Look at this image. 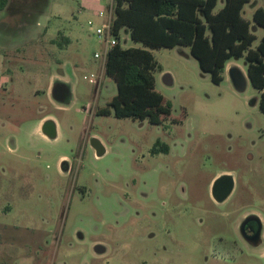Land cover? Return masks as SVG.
Returning a JSON list of instances; mask_svg holds the SVG:
<instances>
[{"label":"rangeland","instance_id":"rangeland-1","mask_svg":"<svg viewBox=\"0 0 264 264\" xmlns=\"http://www.w3.org/2000/svg\"><path fill=\"white\" fill-rule=\"evenodd\" d=\"M257 7L264 0H249L242 14L251 20ZM99 8L106 2L47 5L56 17L44 38V75L67 82L64 101L50 98L31 76L28 44L17 40L24 51L16 62L17 95L11 86L0 90V264H264V113L257 90L212 83L187 47L159 48L152 50L160 66L155 88L177 122L97 115L116 93L105 74L97 84L88 81L100 70L93 53L102 45L86 21ZM56 29L71 37L67 48ZM253 32L255 45L262 30ZM119 35L122 47H142L126 28ZM44 115L59 123L53 137L35 131ZM157 139L167 153L150 152ZM221 175L234 185L217 202L211 186ZM248 214L262 226L258 245L238 232Z\"/></svg>","mask_w":264,"mask_h":264},{"label":"trees","instance_id":"trees-1","mask_svg":"<svg viewBox=\"0 0 264 264\" xmlns=\"http://www.w3.org/2000/svg\"><path fill=\"white\" fill-rule=\"evenodd\" d=\"M9 0H0L2 10ZM249 0H224L215 10L217 0H115L113 33L124 27L133 42L142 47L115 45L107 52L104 72L111 78L116 93L96 109L97 115L146 120L160 125L171 119V102L154 85L153 72L160 66L153 49L184 46L197 61L199 69L214 84L223 80L226 62L241 57L247 62L251 85L260 92L259 110L264 113V8L257 7L252 21L263 29L258 44L249 21L241 13ZM150 152H168V145L158 139Z\"/></svg>","mask_w":264,"mask_h":264},{"label":"crops","instance_id":"crops-1","mask_svg":"<svg viewBox=\"0 0 264 264\" xmlns=\"http://www.w3.org/2000/svg\"><path fill=\"white\" fill-rule=\"evenodd\" d=\"M49 2L50 0H9L6 6L2 10H0V74H1L0 90L2 92L7 91L8 87L11 86L12 87L11 92L17 95L18 92L17 87L14 85L15 86L14 88L13 84H14V80L18 77L16 70L17 69L16 62H18L17 58L21 54L23 56L24 53L23 49L19 47L20 45L17 41L19 38H22L26 40V43L28 44L27 50L29 52L31 60L27 62V66L28 69L31 71V76L37 82L42 81V83L46 85L45 87L46 93L53 100L61 102L67 98L69 93V87L67 82L63 80L62 77L59 75H54L51 73L50 74L47 73L46 76L44 75V60L46 58L45 55H48V52L44 51L45 50L44 38L45 35H48L49 33L48 32L50 30L49 21L51 17H56V15L46 10ZM223 4H224V0H217L216 6L219 5L218 9H220L223 6ZM107 8L108 6L106 5V9ZM82 10L83 11L85 10L87 12L90 11L89 9L81 8L79 12H81ZM99 10L100 8L98 10L92 9L91 12L92 14L94 12L95 17H89L86 22H88V20H92L94 22H96L97 20L98 22H100L102 19L97 15V12ZM254 10H252L250 13L251 20L248 17H245L243 14L242 15L245 19L249 21L250 30L252 33H254L253 28H255V31H257V29L262 30V33L260 35L261 38L263 35V29L252 21V14ZM242 11L241 13H243ZM252 23H254L255 26H253ZM126 29L129 35V30L128 28ZM53 32H55V30ZM56 32H57L56 37L61 35L65 38V40L67 41V45L63 46V48H67L68 44H70L71 42V37L68 34H64L59 29H56ZM255 36L257 38L256 34ZM254 42L252 44V47H255L258 44L256 43L254 45ZM187 49L189 51L188 47ZM184 54L187 55V53ZM235 58L244 59V56L231 57L226 62L223 71V80L221 82L225 81L235 88L230 77V75H233L238 78L239 80L238 83L241 89H245L247 88L248 83H250L246 73L247 62L244 59V62L240 63ZM76 65H78V63H75L74 66ZM100 66L101 65H99V69ZM154 85H155V79H154ZM29 91L36 94L40 90L38 89V87H34L32 89H29ZM257 92L260 95V92L258 90ZM47 121L51 122V125L49 124V128L54 129L56 133L59 128V123L56 120V118L53 117L52 115L42 116L37 122L35 131L44 135L42 132V126Z\"/></svg>","mask_w":264,"mask_h":264},{"label":"built area","instance_id":"built-area-1","mask_svg":"<svg viewBox=\"0 0 264 264\" xmlns=\"http://www.w3.org/2000/svg\"><path fill=\"white\" fill-rule=\"evenodd\" d=\"M100 1L106 2V5L108 6L107 9L105 10L100 9L97 12L98 17H100L102 20L98 23L92 20H88L87 22L89 26L93 27L94 33L102 45L101 50L96 51L93 54L95 59L101 60V66H100V70L97 73L91 72L89 74L88 81L91 84H97L99 79L103 78V75L105 74L104 63L107 52L115 45L120 44V35L114 34L112 30V18H113V8H114L115 0H100Z\"/></svg>","mask_w":264,"mask_h":264},{"label":"water","instance_id":"water-1","mask_svg":"<svg viewBox=\"0 0 264 264\" xmlns=\"http://www.w3.org/2000/svg\"><path fill=\"white\" fill-rule=\"evenodd\" d=\"M230 77H231L232 83L235 86V88L240 89L241 87L238 83L239 82L238 78L233 76V75H230ZM168 80H169V76L165 75V81L167 82ZM49 124L51 125L50 121H47L44 123V125L42 126V132L47 137H53L55 135V130L49 128ZM97 153H98V151H97ZM233 185H234V182H233V178H231V176L221 175V176L217 177L211 186L212 197L218 202L224 201L230 195V193L233 189ZM249 218H254L255 220H257L259 222V228L256 232V235L252 238H249V240H248L252 245H258L261 241V238H260V234H261L260 220L257 216L250 215L247 218H245L244 221L248 220ZM244 221H243V223H244ZM240 230H241V228H240ZM94 250L98 253V252H103L104 248L99 246V245H96Z\"/></svg>","mask_w":264,"mask_h":264},{"label":"flooded vegetation","instance_id":"flooded-vegetation-1","mask_svg":"<svg viewBox=\"0 0 264 264\" xmlns=\"http://www.w3.org/2000/svg\"><path fill=\"white\" fill-rule=\"evenodd\" d=\"M211 197H212V195H211ZM250 215H253V214H248V215L244 216L238 225V232H239L240 237L248 244H251L248 241L249 238L254 237L256 235L258 228H259V222L257 220H255L254 218H249L248 220L244 221L245 218H247ZM243 221H244V223H243ZM240 228H241V230H240ZM261 230H262V226H261ZM260 236H261V234H260Z\"/></svg>","mask_w":264,"mask_h":264}]
</instances>
